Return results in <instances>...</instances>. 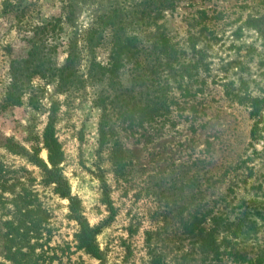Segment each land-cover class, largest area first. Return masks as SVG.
<instances>
[{"label":"rangeland","instance_id":"obj_1","mask_svg":"<svg viewBox=\"0 0 264 264\" xmlns=\"http://www.w3.org/2000/svg\"><path fill=\"white\" fill-rule=\"evenodd\" d=\"M118 25L125 49L112 84L92 63L107 66ZM258 28L264 0H0V262L264 264V101L256 137L249 115L264 99ZM159 36L178 62L161 64ZM70 47L69 85L35 74L20 83L21 102L8 103L13 59L42 72ZM165 82L166 109L118 115V93L137 101ZM50 122L63 153L58 184L34 161L47 163ZM57 186L76 200L73 212ZM77 213L99 258L77 246Z\"/></svg>","mask_w":264,"mask_h":264},{"label":"trees","instance_id":"obj_2","mask_svg":"<svg viewBox=\"0 0 264 264\" xmlns=\"http://www.w3.org/2000/svg\"><path fill=\"white\" fill-rule=\"evenodd\" d=\"M119 22L120 20H118V23ZM121 29H122L121 27L118 29V37H117L118 41H114L113 43V54L111 55L109 61L107 62V66H103L101 65L100 62H96V61L92 63V69L97 71L96 73L99 75L107 73L108 81L112 82V84L114 82V77L118 74V70H120L121 67L123 66L122 55L124 54L125 44H123L124 41L121 39V33L119 32ZM258 31L261 33L264 31V28H258ZM93 36L94 35L91 34L90 37L88 38L91 46L93 43H95ZM157 39L161 41V45L156 48L157 57L159 56L160 53L164 61L166 62V63L163 62L161 64H163V66L165 67L167 62H171V63H174V61L178 62L177 54L179 55V52H177L176 46L173 44H169V42H167L165 37L162 38L161 36H159ZM34 40L36 42H39L38 38H34ZM28 55L31 56L32 59L36 57L32 53H28ZM77 59L78 58H77L76 48L70 47V49L68 50L66 61L63 65L59 67H57L56 65H52L50 66L51 69L43 70L42 72H38L37 70H30L26 74L24 73V69L21 68L22 64L25 62L23 58L13 59L10 66L11 84L8 93L6 95V100L11 105L19 104L21 102L20 99L22 95L21 92H18L20 91V83L24 81L23 79L25 78L29 79L33 75L39 73H40L39 75H42L43 77H49L47 75L56 77L60 86L66 87L71 83L72 81L71 77L75 76V72H76L75 63L78 61ZM176 64L180 67L179 70H181V72L183 73L185 72V70L189 71L190 70L189 68L191 67L190 62L189 64H184V62L176 63ZM131 79L129 81L133 82ZM167 88L168 87L166 82L162 84L158 83L154 89L147 88L145 95L139 97L137 101L134 99V97L131 96H130L131 100L129 99L127 100L124 96H123L124 98H121L123 94L118 93L113 103L115 107H117L116 111H118V115L120 114L121 117H126V119L128 120L133 121L134 118L133 115H137L139 113H145L149 118H153L155 116V113L159 109L163 110L168 107L165 99ZM33 97H34L33 95L30 96L29 100L31 101ZM105 98L107 97H100V96L98 97L99 99L98 104L104 111L106 110ZM263 101L264 99L255 98L254 100L251 101V104L249 105L251 109L249 111V115L254 117V122L251 130L253 137H256L257 131L260 129L259 122L261 121V118L259 117L256 118L255 116H259L262 107L261 104L263 103ZM43 144L47 149V163L40 158H34V161H36L38 165H41L46 172L53 173L54 178H52L53 179L52 182L55 183L57 182L58 184L59 178L57 175V166L61 163L63 159V153L60 148L59 142L57 141V138L54 135V128L51 122L45 126L43 132ZM13 146L14 144H12L11 149H13ZM122 160L123 158L120 149L118 148V151L114 150L113 152L114 163H118V166H122ZM54 192L61 197L68 198L70 203V209L73 212L74 209L76 208V206H74V203L76 205V200L74 199V197L70 195L68 190H65L64 188H62V186H57L54 187ZM72 218L76 219L79 225L76 234L77 246L83 249L90 256L99 258L100 256L99 250L96 244L94 243V229L89 225L86 219H84L78 213L75 214V216L73 215ZM0 264H6V263L0 262Z\"/></svg>","mask_w":264,"mask_h":264}]
</instances>
